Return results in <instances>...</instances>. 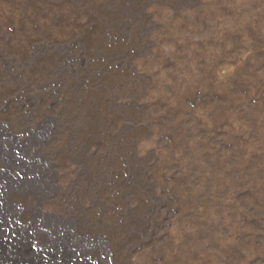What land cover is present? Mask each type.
<instances>
[{"label":"rangeland","instance_id":"obj_1","mask_svg":"<svg viewBox=\"0 0 264 264\" xmlns=\"http://www.w3.org/2000/svg\"><path fill=\"white\" fill-rule=\"evenodd\" d=\"M0 264H264V0H0Z\"/></svg>","mask_w":264,"mask_h":264}]
</instances>
